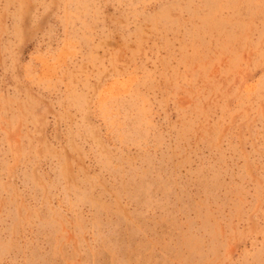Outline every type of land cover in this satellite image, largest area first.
<instances>
[{"label": "rangeland", "instance_id": "rangeland-1", "mask_svg": "<svg viewBox=\"0 0 264 264\" xmlns=\"http://www.w3.org/2000/svg\"><path fill=\"white\" fill-rule=\"evenodd\" d=\"M0 264H264V0H0Z\"/></svg>", "mask_w": 264, "mask_h": 264}]
</instances>
